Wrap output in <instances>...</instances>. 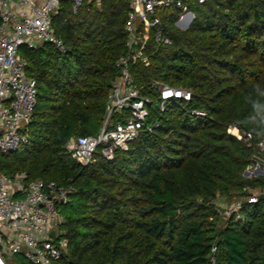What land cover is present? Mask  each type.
Wrapping results in <instances>:
<instances>
[{"label": "trees", "instance_id": "1", "mask_svg": "<svg viewBox=\"0 0 264 264\" xmlns=\"http://www.w3.org/2000/svg\"><path fill=\"white\" fill-rule=\"evenodd\" d=\"M128 4L86 1L73 14L63 2L51 26L65 52L50 43L19 47L37 103L26 144L0 154V173L75 190L57 204L67 241L59 264H264V193L242 204L240 221L216 212L218 200L264 190V176L243 177L264 138V0H188L194 19L187 30L176 26L179 10L159 12L170 45L154 49L150 33L148 66L130 61L134 83L151 101L146 123L159 126L112 161L98 155L83 167L67 145L101 128L119 76L115 63L127 54ZM155 82L190 91L191 101L160 113ZM233 126L251 140L229 135Z\"/></svg>", "mask_w": 264, "mask_h": 264}, {"label": "built area", "instance_id": "2", "mask_svg": "<svg viewBox=\"0 0 264 264\" xmlns=\"http://www.w3.org/2000/svg\"><path fill=\"white\" fill-rule=\"evenodd\" d=\"M99 4L100 0H0V154L19 151L26 144L25 127L30 122L37 103L35 81L26 75L27 63L18 54L19 47L32 49L44 43L65 52L62 41L53 34L51 21L63 2L71 4L73 14L84 2ZM188 0H129L125 25L126 56L115 63L119 76L112 84L105 106L101 128L96 136L72 139L67 149L71 158L85 167L93 164L96 156L112 161L117 151H126L128 145L144 130L151 132L159 124L147 125L151 101L141 94L130 71V61L149 64L144 47L152 35L154 49L170 45L163 35L158 13L168 9L179 10L176 26L189 28L194 16ZM204 4L206 0H194ZM183 24H186L183 27ZM159 96L158 110L163 113L170 103H189L190 91L175 89L162 83H152ZM191 115L205 117L200 111ZM228 134L237 140L249 142L251 135L236 127ZM250 178L264 176V138L254 146L251 164L243 175ZM254 175V176H251ZM251 176V177H250ZM72 187L62 188L55 182L40 180L25 182V176L8 178L0 173V264L5 258L22 256L29 264H59L67 250V241L61 238L59 227L64 222L57 204L70 201ZM264 192V191H262ZM254 191L244 189L240 200L218 206L216 212L240 221L243 203L254 204Z\"/></svg>", "mask_w": 264, "mask_h": 264}, {"label": "rangeland", "instance_id": "3", "mask_svg": "<svg viewBox=\"0 0 264 264\" xmlns=\"http://www.w3.org/2000/svg\"><path fill=\"white\" fill-rule=\"evenodd\" d=\"M186 24H183V27L185 26ZM182 30H185V29H182ZM251 176H254V175H252L251 174ZM250 176V177H251ZM243 177L244 178H248L249 177V173H247L246 175H243ZM252 191H254V194L256 195V196H260V195H262V193H264V192H262L261 190H252ZM264 191V190H263ZM226 202V201H225ZM226 205H227V203H224V207H226ZM223 207V206H222ZM22 257L21 256H18L17 257V259L19 260V261H23L22 259H21ZM25 262V261H24ZM5 264H18V262L13 258V257H11V258H5Z\"/></svg>", "mask_w": 264, "mask_h": 264}, {"label": "clouds", "instance_id": "4", "mask_svg": "<svg viewBox=\"0 0 264 264\" xmlns=\"http://www.w3.org/2000/svg\"><path fill=\"white\" fill-rule=\"evenodd\" d=\"M259 135H264V119L261 121V128L258 132Z\"/></svg>", "mask_w": 264, "mask_h": 264}, {"label": "crops", "instance_id": "5", "mask_svg": "<svg viewBox=\"0 0 264 264\" xmlns=\"http://www.w3.org/2000/svg\"><path fill=\"white\" fill-rule=\"evenodd\" d=\"M217 203L219 204V206H224V201L223 200H218Z\"/></svg>", "mask_w": 264, "mask_h": 264}, {"label": "water", "instance_id": "6", "mask_svg": "<svg viewBox=\"0 0 264 264\" xmlns=\"http://www.w3.org/2000/svg\"><path fill=\"white\" fill-rule=\"evenodd\" d=\"M188 28H186L185 30H187ZM60 204H62V201H60Z\"/></svg>", "mask_w": 264, "mask_h": 264}]
</instances>
